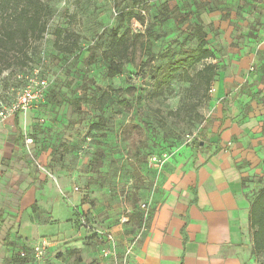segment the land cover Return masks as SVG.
<instances>
[{"label": "rangeland", "instance_id": "1", "mask_svg": "<svg viewBox=\"0 0 264 264\" xmlns=\"http://www.w3.org/2000/svg\"><path fill=\"white\" fill-rule=\"evenodd\" d=\"M45 2L47 32L29 48L28 65L0 74V264H132L172 178L193 164L194 138L207 148L233 107L240 122L256 117L254 139L264 135V0ZM198 15L214 56L161 84L157 68L170 59L148 61L141 41L155 54L194 49L197 40L186 38ZM118 27L142 37L133 61L110 77L105 51ZM66 34L79 40L74 53L57 47ZM207 63L217 66L209 89L196 77ZM29 86L41 98L18 117L21 146L12 109ZM106 90L113 95L101 108ZM262 153L255 190L264 186ZM41 237L56 245L36 256Z\"/></svg>", "mask_w": 264, "mask_h": 264}, {"label": "crops", "instance_id": "2", "mask_svg": "<svg viewBox=\"0 0 264 264\" xmlns=\"http://www.w3.org/2000/svg\"><path fill=\"white\" fill-rule=\"evenodd\" d=\"M241 112L233 107L222 116L211 129L217 139H211L207 148L202 145L194 154L190 147L193 164L172 178L153 228L135 249L132 264L256 263L249 212L264 135L254 139L256 117L251 113L240 122ZM236 145L245 147L236 150ZM30 194L25 207L30 205Z\"/></svg>", "mask_w": 264, "mask_h": 264}, {"label": "trees", "instance_id": "3", "mask_svg": "<svg viewBox=\"0 0 264 264\" xmlns=\"http://www.w3.org/2000/svg\"><path fill=\"white\" fill-rule=\"evenodd\" d=\"M51 15V9L45 0H0V74L11 68L13 65L25 67L28 65L30 57L28 50L31 45L44 38L47 32L48 17ZM193 30L188 34L186 40H197V46L194 49H181L176 52L169 47L163 53L155 54L151 49L149 41H141V46L148 53V61L159 58H169L168 64L158 66L157 70L161 75V84L170 83L179 73L183 71L185 74L195 65L205 62L214 56L213 50L209 46L208 34L205 30V23L198 15L197 22L192 25ZM120 27L115 29L111 35V42L105 55L109 62V76L115 77L122 73L125 64L132 62L135 57L136 39L141 38V34L131 33L130 30L121 32ZM60 29L57 34L62 37ZM64 41L57 42V47L62 52L74 53L79 47V40L73 35L66 34ZM10 52H16L13 62L8 59ZM177 55L178 58L174 59ZM11 62V63H10ZM217 75V66L214 63H207L203 69L196 73L198 80L208 89L211 87ZM261 93L258 91L256 94ZM112 91L106 90L99 98L100 107L104 108L108 101L112 98ZM256 97V96H254ZM252 98L253 100L255 98ZM76 103V101H75ZM22 110L15 113L16 134L14 136L17 145H23V131L19 123V115ZM93 128H99L96 124ZM200 137V136H199ZM218 139L220 137L218 136ZM202 140L194 138L191 142V149L194 154L198 153L202 146ZM248 178H243L246 182ZM254 198L251 202L249 221L252 231V255L257 264L260 256L264 257V186L258 190H254ZM10 239V233L7 234L6 240ZM5 259L4 264L7 263ZM259 264H264V261Z\"/></svg>", "mask_w": 264, "mask_h": 264}, {"label": "built area", "instance_id": "4", "mask_svg": "<svg viewBox=\"0 0 264 264\" xmlns=\"http://www.w3.org/2000/svg\"><path fill=\"white\" fill-rule=\"evenodd\" d=\"M40 84L42 86H45L46 81L41 80ZM40 98H41V91L29 86L26 89H24V91L22 92L19 98V102L16 106H14L12 112L16 113L18 110L28 111L36 101L40 100ZM155 160H157L156 157ZM55 245L56 243L53 242L50 238L41 237L38 241H36L33 244L32 253L35 254L36 256H39L43 254L46 250H49L52 247H54ZM21 256L27 257L28 256L27 251L22 250Z\"/></svg>", "mask_w": 264, "mask_h": 264}]
</instances>
